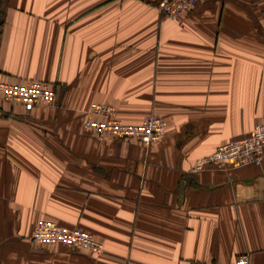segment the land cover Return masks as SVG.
<instances>
[{
    "label": "crops",
    "instance_id": "0c3cea01",
    "mask_svg": "<svg viewBox=\"0 0 264 264\" xmlns=\"http://www.w3.org/2000/svg\"><path fill=\"white\" fill-rule=\"evenodd\" d=\"M0 0V83L51 84L54 105L0 97V264H264V162L200 161L264 123V0ZM165 136L100 139L93 104ZM80 228L101 256L38 245L40 221Z\"/></svg>",
    "mask_w": 264,
    "mask_h": 264
},
{
    "label": "built area",
    "instance_id": "2783aa9c",
    "mask_svg": "<svg viewBox=\"0 0 264 264\" xmlns=\"http://www.w3.org/2000/svg\"><path fill=\"white\" fill-rule=\"evenodd\" d=\"M205 0H158L157 6L165 19L177 20L194 10ZM0 97L11 104L26 108L54 105L57 100L55 88L44 81L29 80L23 84L0 83ZM100 139L112 137L119 140L138 139L146 146L159 142L166 133L167 122L161 117H150L139 124H129L118 118L116 110L107 104H93L83 124ZM264 162V123L254 127L245 136L220 145L210 156L202 159L219 169H238ZM32 242L38 245H60L70 251H85L91 255L104 253V242L80 228L67 227L54 221H40L32 233ZM234 264H250L243 255Z\"/></svg>",
    "mask_w": 264,
    "mask_h": 264
}]
</instances>
